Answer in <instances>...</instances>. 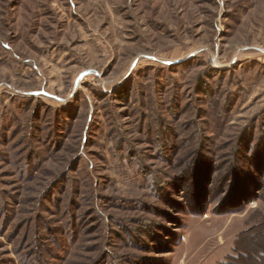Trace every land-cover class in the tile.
Segmentation results:
<instances>
[{
  "label": "rangeland",
  "instance_id": "1",
  "mask_svg": "<svg viewBox=\"0 0 264 264\" xmlns=\"http://www.w3.org/2000/svg\"><path fill=\"white\" fill-rule=\"evenodd\" d=\"M0 264H264V0H0Z\"/></svg>",
  "mask_w": 264,
  "mask_h": 264
},
{
  "label": "trees",
  "instance_id": "2",
  "mask_svg": "<svg viewBox=\"0 0 264 264\" xmlns=\"http://www.w3.org/2000/svg\"><path fill=\"white\" fill-rule=\"evenodd\" d=\"M120 95L124 97V93H121Z\"/></svg>",
  "mask_w": 264,
  "mask_h": 264
}]
</instances>
